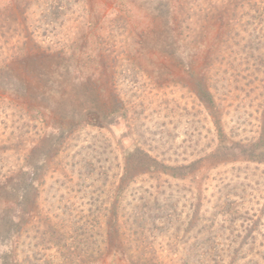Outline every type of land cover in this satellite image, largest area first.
I'll return each mask as SVG.
<instances>
[{"label": "rangeland", "instance_id": "1", "mask_svg": "<svg viewBox=\"0 0 264 264\" xmlns=\"http://www.w3.org/2000/svg\"><path fill=\"white\" fill-rule=\"evenodd\" d=\"M259 128L264 0H0V264H264Z\"/></svg>", "mask_w": 264, "mask_h": 264}, {"label": "trees", "instance_id": "2", "mask_svg": "<svg viewBox=\"0 0 264 264\" xmlns=\"http://www.w3.org/2000/svg\"><path fill=\"white\" fill-rule=\"evenodd\" d=\"M202 88H203V94L206 95V96L208 97V99L212 101V94H211V92H209V90H208L206 87H202ZM262 134H264V129H263V131H262V129L259 128V129L257 130V136H255V138H254L253 140L255 141L256 137H257V139L260 138V137L262 136ZM262 140H264V138L261 137L260 141H262ZM146 157L148 158V160H151V157H149L148 155H146ZM152 161H153L154 163H158V160L155 159V158H152ZM159 174H160V173H159ZM157 176H158V178H160L159 175H157ZM125 240H126V241H125L126 244H129V242L131 243V239L129 238V236L126 237ZM122 262H123V258L120 260L119 263L121 264ZM143 263H144V264H154V263L158 264L157 262H152V258H151V257H146V258L143 260ZM159 264H160V263H159Z\"/></svg>", "mask_w": 264, "mask_h": 264}]
</instances>
